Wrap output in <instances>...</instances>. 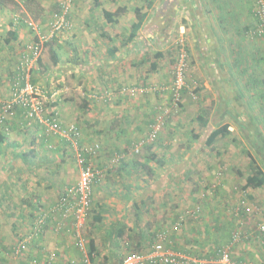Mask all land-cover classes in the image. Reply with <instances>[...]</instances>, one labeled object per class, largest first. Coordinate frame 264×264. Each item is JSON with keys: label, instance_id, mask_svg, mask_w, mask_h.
I'll return each mask as SVG.
<instances>
[{"label": "crops", "instance_id": "0c3cea01", "mask_svg": "<svg viewBox=\"0 0 264 264\" xmlns=\"http://www.w3.org/2000/svg\"><path fill=\"white\" fill-rule=\"evenodd\" d=\"M102 1L74 0V7L70 4V18L76 21L75 29L60 31L53 47L46 46L50 57L53 51L57 56L55 64L51 58L48 59L52 69L47 73L46 83H42L41 76L33 75V78L49 89L63 84L61 89L68 93V88H71L70 96L62 95L61 91L54 101H47L45 105L49 111L57 112L64 123H77L83 143L101 145V151L94 159L96 164L105 166L113 159L112 152L123 153L120 165H116L111 172L113 180H109L111 176L105 179V171V181L103 179L93 188L94 203L109 209L113 214L104 225L107 232L116 228L118 223L120 226L117 229H125L126 241L130 236L134 241L140 235L138 229H142V226L146 232H151V229H147L150 226V214H146L150 207L151 213L154 210L158 217V221L152 223L154 228L160 229L169 224L168 232L170 228L174 251L191 250L205 256L206 251L210 250L206 242L210 244L215 240L213 236L206 238L202 232L208 216L202 220L185 222L182 224L185 230L179 228L175 232L171 226L176 222L173 219L194 205L201 204L203 211H206L214 209V202L220 203L218 207L223 202L213 196L207 198L204 194L207 190L210 193L214 191L211 188L213 184L219 187L217 191L226 193L221 181H214L217 179L213 174L218 163L214 164L213 160L211 163L209 158L214 155L211 153L213 150L216 155L225 150L218 146L220 140H226L222 145L228 146L227 151L231 148L230 141L239 142L240 134H233V129L238 131L245 128L244 110L236 108L239 115L237 123L229 126L232 133L219 137L214 143L215 149L206 146L204 141L208 131L219 125L218 121H213L217 114H224L220 124L227 122L226 109L232 106L229 105V94H236L240 105L244 107L246 86L249 88L248 85L253 84V81L264 82V78L259 79V76H264V37L249 34L257 25L253 13L255 0H168L172 4L161 6L159 14L155 10L160 0H152L150 8L144 5L146 0H110L108 5ZM51 2L0 0L1 99L8 97L10 78L25 45L35 37V31L23 20L16 21L15 15L41 22L46 29L47 20L53 11H50ZM119 7H124V10L114 16V24L106 22L102 10L116 11ZM136 7L147 14L136 36L129 41L127 37L130 25L135 21ZM172 9L176 15L171 25L165 26V12ZM44 13L48 16L43 17ZM71 38L78 41L75 56L71 49L70 55H66ZM179 40L186 42L188 72L191 81L197 82L199 101L188 108L193 109L191 115L195 116V120L177 123L176 114L171 115L147 154H125L124 151H128L133 141L147 136L154 118L172 103L169 87ZM62 48L67 52L63 50L60 54ZM40 60L43 62L42 57ZM40 60L33 74L43 70ZM68 81H73V85L68 87ZM142 84L164 86L165 90L128 96L116 89L123 85ZM237 84L242 85L241 89L236 87ZM251 89L257 88L252 86ZM94 94L99 96H92ZM73 95L81 102L80 106L74 105ZM250 95L260 97L263 93L253 91ZM186 98L185 95L184 102ZM261 111L256 109L257 113ZM198 115L207 120L206 125L197 120ZM251 125L250 129L254 131L262 129L256 120ZM0 134L3 136L0 141L2 250L12 247L17 234L22 235L30 230L39 205L48 208L66 187L76 183L78 166L73 152H69L72 148L67 140L58 135H47L40 124L27 125L20 109L6 119ZM47 143H51L54 150L47 148ZM258 149L256 147L259 152ZM258 152L256 155L260 157L261 153ZM149 154L154 156L150 159ZM158 161H163V164L160 165ZM146 164L153 171L152 180L148 179ZM214 213L213 219L208 220L212 230L216 224L221 227L226 225L214 221L219 218L218 209ZM138 216L142 220H136ZM163 216H169L171 221L168 219V223L164 222ZM54 224L55 219L50 216L43 234L30 243L24 253L40 255L55 251L60 256L74 253L76 248L67 231V226L72 225L71 220L66 221L65 230H55ZM199 234H202L201 240L197 237ZM195 253L183 254L190 259L207 258H198Z\"/></svg>", "mask_w": 264, "mask_h": 264}, {"label": "built area", "instance_id": "2783aa9c", "mask_svg": "<svg viewBox=\"0 0 264 264\" xmlns=\"http://www.w3.org/2000/svg\"><path fill=\"white\" fill-rule=\"evenodd\" d=\"M72 0H59L57 8L53 10L46 23V29L40 30V26L32 19L21 18L15 15V20H23L28 27L35 31V37L30 40L21 54L19 63L10 78V91L8 97L0 98V132L6 119L14 115L17 109H20L24 122L31 126L40 124L45 128L47 135L54 134L67 140L71 145L75 162L78 166V179L75 184L66 187L48 208L40 206L36 212L32 228L20 241L13 247V253L18 254L26 249L30 242L44 232L50 216L55 219V230L59 231L65 226L66 221L71 220L73 230L75 231L76 248L83 253L78 258L60 259L58 253L50 251L43 258L32 260L31 264H98L94 262L88 251L85 249L86 242L81 235V228L87 218L91 207L93 188L100 184L105 176L106 168L95 163L94 159L101 151L99 143H80L81 130L75 122L64 123L57 112H51L47 109L45 103L54 101L55 97L63 89H46L39 83L32 82L33 71L41 57L42 50L47 41L52 40L57 33L71 28L70 4ZM257 25L249 31L250 36L264 37V0H255L253 9ZM177 55L173 69V79L170 84V93L172 101L176 105L179 103L183 91H189L191 97L196 99L197 82L188 79V49L184 40H179ZM117 90L128 96H136L148 92H162L164 86H146V85H123ZM65 91V90H64ZM111 93V92H110ZM109 94V93H106ZM92 96H99L94 94ZM163 111L159 113L154 122L150 125V131L146 139H141L136 144L135 150L138 151L144 143L153 141L159 130L165 122ZM45 134V135H46ZM46 135V136H47ZM47 148H52L51 143H47ZM113 161L117 162L121 155L114 153ZM214 186V185H213ZM194 213V212H192ZM182 219L179 218L172 229L177 230ZM259 231H264V223L259 224ZM159 238L150 250L141 252H132L124 256L119 264H259L253 261L237 263L231 259V251L235 242L241 239L238 232L230 235V241L219 250L217 259H190L183 253L175 252L167 247L163 240L165 233H159ZM245 238V236H243Z\"/></svg>", "mask_w": 264, "mask_h": 264}, {"label": "rangeland", "instance_id": "374dc122", "mask_svg": "<svg viewBox=\"0 0 264 264\" xmlns=\"http://www.w3.org/2000/svg\"><path fill=\"white\" fill-rule=\"evenodd\" d=\"M32 1H34V0H32ZM57 1L58 0H52V2L50 3L51 4L50 11L52 9L55 10V7H57L56 6ZM73 1L74 0H72V2H71L72 7H74V5H75L73 3ZM90 1L93 2V0H90ZM108 1H110V0H103L102 3H104V5L105 4L108 5L109 4ZM143 3H144V5H146V2H143ZM170 4H172V1L160 0V3L157 4V8L155 10V13L159 14V12L161 11V6H169ZM169 15H171V16L176 15V12L174 11V9H172L170 11L168 10L165 12L166 18ZM47 16H48V14L44 13L43 17H47ZM35 19L38 20V18H35ZM43 21L45 22V19ZM36 22L39 23L38 21H36ZM75 22L76 21H74L73 19L71 20L72 24H71V28L69 30L75 29ZM42 24L40 22L39 26ZM40 30L44 31L45 26L42 25ZM33 36H34V34H33ZM53 41H55V40L54 39L49 40L46 43L54 44ZM76 41H77L76 39H72V38L70 39V42H69L70 48H69V52L66 55H70V49L72 50L71 52H74L73 55L74 56L76 55V49H77L76 44L78 43V41L77 42ZM56 42H57V39H56ZM46 43H45L44 49L42 50V53H41V57L43 59V62H41L40 66L43 68V70H41L40 73L38 72L39 75L37 73L36 74L34 73V76H41L43 78L44 82H42V83H46V78L48 77L47 73L49 70L52 69L51 63L49 61L51 57L49 56V52H48V49L46 47L47 46ZM63 50L64 49L62 48V50H60L59 53L62 54ZM64 51L67 52L66 50H64ZM45 68H47V69L49 68V69L46 70ZM187 74H188V79L191 80L190 72H188ZM261 78H264V76H259V79H261ZM76 79H78V78L76 77ZM72 82L73 81H68L67 83L69 84V86L68 85L67 86L70 87L71 85H73ZM38 83L40 85H42L43 87H45L44 84H41L40 82H38ZM237 85L238 86H236V87L241 89L242 85L241 84H237ZM248 86H249V88H247V86H246V90L244 91L245 95H244L243 100L245 102V106L242 107L240 105V99H238V98L235 99L233 97H230V96H233V94H229V96H228V101H231V104H229V105H232L231 108L235 109L237 102L239 103V105H237V107L239 110L242 109L245 111L242 114H244V121L246 123H247V121H251V120L254 121V117H255V119L260 123V127L262 128L260 132L264 136V124H263L264 123V121H263L264 120V95H262L260 97H259V95H258V97L257 96L253 97L252 95H250L253 91L255 93H258V94L264 93L263 92L264 91V82L258 83L257 86L254 83L253 84L251 83ZM252 86H255L257 89L252 90L251 89ZM45 88L47 89V86ZM55 88L61 89V88H63V84L57 85V87H55ZM229 88H231V87H229ZM65 91L61 92V94L66 95V96H70L69 93L71 92V88H68V93H67V91L65 93ZM197 94H199L198 91H197ZM185 95L187 98L184 102V96ZM198 96L196 99H193L191 97V94L189 93V91H183L181 94L180 101L176 105L173 103L172 97H171L172 103L168 107L162 109V112L163 111L166 112L165 122H164L163 127L159 130L156 138L153 141L147 142L146 144L148 145V144H155L156 143V140H158V135H160L161 131L163 130L164 126L166 125V122L169 120V117L171 115L176 114L177 123L193 122L195 120V116L191 115L193 113V109L192 108L188 109V108H190V105H192V104H197V102L199 101ZM71 97L75 101L74 105L79 104V106H80L81 102L79 101V99H77L76 95H73ZM259 107H261V108H259ZM249 108L251 110V114L248 112ZM257 108L261 109L262 113H257L256 112ZM228 110L230 111L231 109L228 108ZM162 112H159V113H162ZM219 116L220 115L218 114V118H219ZM154 120H155V118H154ZM154 120L151 122V124L154 122ZM249 127L252 128V125H249ZM149 128H150V126H149ZM237 132L240 134L239 138L236 135V138H238L239 142L237 141V142L231 143V141H230L231 148L229 151H227L226 148H228V146L222 145V143L226 142V140L225 141H223V139L220 140V145H218V146L223 148V149L225 148V150H221L219 155H216L215 151L213 150V152H211V153H213L214 155L209 158V161L211 163H212V160H213L214 164L218 163V166L215 169L214 174L213 173L212 174H213V176L217 177V179H214V181H218V180L221 181L220 184H223V187H224V190L226 193L223 194V193H220V191H217L219 187H216L213 184L214 186H211V188L214 189V191L210 193L207 190V191H204V194H205V197H207V198H208V196H213L214 198L222 200L223 202L221 203V206L218 207V205L220 203L216 204L214 202V207H213L214 209L211 208L209 210L203 211L204 209H203L202 205L198 204L200 207L198 214L194 215V216L186 215L185 220H183V224L187 221L190 222V221L202 220L203 218H206L207 216H208V220H210L211 218L213 219V217H214L213 215L215 214L214 213L215 209H218L219 213H218L217 217H219V218L215 219L214 221H216L217 223H220V221H221L223 223H226V225H223L221 227V225L216 224L215 229L212 230L211 225L209 224L210 222L207 220L206 226L203 229L204 231H202V232H203V234L206 235V238L213 236L215 238V240L211 241L210 244L208 242H206L209 245L210 250L206 251L205 256L203 255L202 257H198V258L207 257V258H204L207 260L217 259L219 257L218 256L219 255V252H218L219 249H221V247L223 245H225L228 241H230V235L233 232H238L241 235V239H239L237 242L234 243V245L232 247V251H231V259L237 263L253 261V262H256L259 264H264V231L258 230L259 224L264 223V185L261 187H257V188H253V187L243 188V184L245 183V177L248 174H250L251 172H253V170L256 166L260 167L262 169V171L264 172V155L260 158L259 155H256L255 149L251 146V145H255V147H259L258 144L256 143L255 138L253 137V135H255L254 129L253 130L240 129L237 131L234 128L233 134H236ZM148 133H147V136H148ZM245 133H247V134L245 135ZM145 138H143V139H145ZM236 138H235V140H236ZM260 141H261V138H259V142ZM137 142L133 141V143L129 146V148L126 147L128 149V151H124V153L138 156L141 152V149H138V151L135 150ZM52 149L54 150V148H52ZM206 149H209V148L206 147ZM128 152H130V153H128ZM222 152H224V153H222ZM225 152L227 154H225ZM114 153H118V152H115V151L112 152L111 157H114L113 156ZM121 154L123 155V153H121ZM71 158H72V156H71ZM121 161H122L121 158L117 162H114L113 159H110L109 163L105 164V166H104V167H106L105 179L107 178V176H111V172L114 171V167H116V165H118V164L120 165ZM151 171H152V169H151ZM152 175H153V171H152V174L148 176L149 180H152V177H153ZM112 178H113V175L111 176V178H109V180H113ZM105 179H104V181H105ZM209 185L206 186V188L204 187L205 188L204 190H206L209 187ZM111 187H114V186H111ZM110 196H113V195H110ZM150 210H152V208L149 207L146 214H150V217L148 219V221L150 222V226H148L147 229L148 230L151 229V232H148V231L146 232L144 230V226H142V229L141 228L138 229V233L140 235H138L137 238H135V239H138V240L140 239V241L143 243H142L141 247H139L137 250L141 253L147 252L151 248V246L154 243H156V241L158 240V238H159L158 234L159 233H165L166 234V237L164 238L163 242L167 247L173 249V247H172L173 246L172 245L173 234L170 233V228H169V232H168L169 224L166 227H164V226L159 227L160 229L154 228V226H152L154 224L153 222L154 221L157 222L158 217L156 215V212L154 213V210L152 211V213ZM155 211H158V210H155ZM165 212H166V210H165ZM112 215H113L112 211H109V209L94 203L93 193H92L91 207H90L87 218H86L80 232H81V235L86 242L85 249L87 251L89 250V239L90 238L94 239L95 246L97 247V251H98V253L94 254L95 261H97L98 263L100 262V264L113 263V262L117 261V259L123 257V255H125L126 253H129V252L135 250V248L137 247V246L132 245V237L130 236L131 233L128 235V236H130L129 240L126 241L125 229H124L123 236L121 238L118 239V237H116L118 235L117 234V227L120 226V223H118V226L116 228L113 227V229H111L110 232H107V228H105L104 225H106L107 221H109V219L112 217ZM98 216L101 217V220L96 219V217H98ZM138 219H139V221L142 220L139 216L136 218V220H138ZM162 219L164 222L168 223L167 220L169 219V216H167V217L163 216ZM176 219H178V217H176ZM176 219H173V221H176ZM114 224H116V223H114ZM54 226H55V224H54ZM66 226H63L61 229L65 230L67 227H69V228H67V229H69L67 231L71 236L72 245H74V247L76 248V245H75V240H76L75 238L76 237H75V231L73 230V226L70 225V226H72V228L70 226H67V227ZM154 229H156V230H154ZM181 229L185 230V225L182 226ZM243 236H245V238ZM197 237L200 238V240L203 238L202 234H199ZM108 243H109V245H108ZM1 247H2V245H0V264H30V260L32 259V257L37 255V253H21V255L16 257L11 252L10 247L4 248L2 250H1ZM76 249L73 251L74 253H72V254H61V256L58 254L59 255L58 257L60 259H62V257L63 258L81 257L83 255V253H81V251H79L78 249L76 250ZM180 252L184 253L182 251H180ZM193 253H195V251ZM207 253H210V254H207ZM104 257H106L107 259L104 260ZM40 258H43V256ZM204 259H201V260H204ZM105 261H107V262H105Z\"/></svg>", "mask_w": 264, "mask_h": 264}, {"label": "trees", "instance_id": "16d2710c", "mask_svg": "<svg viewBox=\"0 0 264 264\" xmlns=\"http://www.w3.org/2000/svg\"><path fill=\"white\" fill-rule=\"evenodd\" d=\"M152 0H146V6L148 7V8H150L151 6H152ZM124 10V7H119L116 11H109V10H107V9H103L102 10V13H103V16H104V18H105V20H106V22H108V23H110V24H114V22H115V19H114V16L116 15V14H118L120 11H123ZM134 13H135V21H133L132 23H131V25H130V33H129V35H128V37H127V39L130 41V40H132L133 39V37H135L136 36V33H137V31L139 30V28L142 26V24H143V21H144V19H145V17H146V12H141V9L139 8V7H136L135 9H134ZM172 19H173V16H171V15H169L168 17H167V19H166V21H165V26H170L171 25V21H172ZM58 34V33H57ZM13 35H15V34H13ZM55 41H53V43L55 44V42H56V39H57V35L53 38ZM52 39V40H53ZM47 44V46H51V47H53V45L54 44H52V43H46ZM51 59H52V62L55 64L56 62H57V56H56V54H55V52L53 51V53L51 54ZM40 60V59H39ZM38 60V61H39ZM40 63H41V60H40ZM34 75V74H33ZM32 82L33 83H36L37 82V80L35 81V79L33 78V76H32ZM253 83L257 86L258 85V82L257 81H253ZM47 89H48V91H49V88L47 87ZM196 90H197V88H196ZM263 95H264V93H263ZM230 97H234L235 99H237L236 98V94H233V96H230ZM239 99V98H238ZM236 108L238 109V107H236L235 106V109H233V108H230L231 110L229 111L228 109H226V111H228V113H227V119H226V121L227 122H224V123H222V124H220L221 123V120H222V115H224L223 113H220L219 115V118H218V114L216 115V119H214L213 118V121H218V123L217 124H219V125H217V127H215V128H213V129H211V130H209L208 131V135L206 136V138H205V141H204V144L206 145V146H208V147H210L211 149H215V145H214V143L216 142V140L219 138V137H225V136H227V135H229V134H231L232 132L230 131V129H229V126H230V124L231 123H237V117H238V115H239V113H237L236 111ZM259 108H261V107H259ZM245 112V111H244ZM248 112L251 114V110H250V108L248 109ZM247 112V113H248ZM222 117V118H221ZM254 119H255V117H254ZM197 120L198 121H200L202 124H204V125H206L207 124V120L206 119H204L203 118V116L202 115H198L197 116ZM256 120V119H255ZM254 120V121H255ZM253 120H251V121H247V123L245 122V128H243V129H246V130H252V129H250V127H249V123H251V124H253V122H254ZM257 121V120H256ZM220 122V123H219ZM250 124V125H251ZM78 125V124H77ZM79 126V125H78ZM248 127V128H247ZM81 130V129H80ZM261 130L260 129H256L255 130V135H253V137L255 138V140H256V143L258 144V146H259V148L260 149H258L259 150V152L261 153H259L258 151H256V147H255V145H251L254 149H255V152L257 153H259L260 154V157H262L263 155H264V136H263V134L260 132ZM249 132V131H248ZM247 132V133H248ZM247 133H245V135L247 134ZM195 136H197V135H195ZM259 138H261V141L259 142ZM3 139V136L0 134V141ZM263 141V142H262ZM80 143L81 144H83V142H82V135H81V140H80ZM255 143V142H254ZM253 143V144H254ZM146 143H144L143 144V146L140 148L141 149V152H140V154L139 155H141V154H147V152L149 151V149L150 148H152L154 145L153 144H146ZM147 150V151H146ZM146 151V152H145ZM70 153H72V149H70V151H69ZM118 154H120L121 155V157H122V154L121 153H119L118 152ZM249 155V154H248ZM154 155H151V154H149L148 155V157L151 159L152 157H153ZM159 162V164L160 165H162L163 164V161H158ZM146 168H147V171H148V175H151L152 174V171H151V167L149 168V164L147 165L146 164ZM264 185V172L262 171V169L260 168V167H258V166H256L255 168H254V170H253V172H251L250 174H248L246 177H245V183L243 184V188H249V187H253V188H257V187H261V186H263ZM39 207H40V205H39ZM39 207H38V209H39ZM37 209V210H38ZM36 210V209H35ZM37 210L35 211V213H34V217H33V221H32V223L30 224V229L32 228V226H33V222H34V219H35V215H36V212H37ZM199 210H200V207H199V205H194V206H192L191 208H189V209H186V213H184L183 215H181V216H179L178 217V219L179 218H181L182 219V222L180 223V226H179V228H181V226H182V224H183V220H185V216L186 215H191V216H194V215H197L198 214V212H199ZM192 212H194V213H192ZM179 215V214H178ZM96 219H98V220H101V217L100 216H98V217H96ZM177 219V220H178ZM176 220V221H177ZM178 228V229H179ZM45 229V228H44ZM177 229V230H178ZM173 230V229H172ZM177 230H174L175 232L177 231ZM27 233H29V231H27V232H25L24 234H22V235H16L17 236V239H16V241H15V243L12 245V247H11V252L13 253V247H14V245L18 242V241H20ZM123 233H124V229H123V227H120L119 229H117V236L116 237H118V239L119 238H121L122 236H123ZM43 234V233H42ZM41 234V235H42ZM40 235V236H41ZM39 237V236H38ZM38 237H36V238H34L30 243H32L35 239H37ZM137 241V243H135ZM29 245L30 244H28V246H27V248L29 247ZM132 245L133 246H137L136 248H135V250H133V251H131V252H129V253H132V252H139L137 249L139 248V247H141V241L140 240H138V239H135L134 241H132ZM27 248L26 249H24V250H22L20 253H18V254H15V253H13V255L14 256H19V255H21V253H24L26 250H27ZM222 248V247H221ZM172 249V248H171ZM150 250V249H149ZM148 250V251H149ZM173 250V249H172ZM178 251H175V252H179V251H182V250H179V249H177ZM220 250V249H219ZM46 252V251H45ZM50 251H47L46 253H40V255H36V256H34V257H32V259L30 260V264L32 263V260H36V259H38V258H40V257H44L45 255H48V253H49ZM182 252H184V253H187V254H192L193 252L190 250H186V251H182ZM219 252V251H218ZM96 253H98V251H97V247L95 246V242H94V239L93 238H90L89 239V250H88V254H89V256H90V258L95 262V256H94V254H96ZM179 253H181V252H179ZM126 254H128V253H126ZM125 254V255H126ZM196 254V256L197 257H202L201 256V254H198V253H195ZM125 255H123V257H121V258H119V259H117V261H115V262H113V263H106V264H119L121 261H122V259L124 258V256ZM219 256V255H218ZM46 257V256H45ZM107 258L106 257H104V260H106ZM97 262V261H96ZM105 262H107V261H105ZM98 263V262H97ZM98 264H100V262L98 263Z\"/></svg>", "mask_w": 264, "mask_h": 264}]
</instances>
